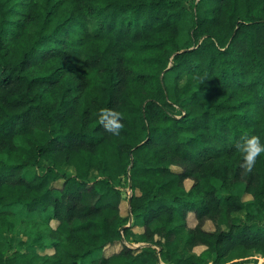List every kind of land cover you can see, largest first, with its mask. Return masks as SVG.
<instances>
[{
    "label": "trees",
    "instance_id": "trees-1",
    "mask_svg": "<svg viewBox=\"0 0 264 264\" xmlns=\"http://www.w3.org/2000/svg\"><path fill=\"white\" fill-rule=\"evenodd\" d=\"M101 108L121 113L119 135ZM254 134L264 0H0V233L22 214L53 249L0 242V264L264 256V153L249 170L237 148Z\"/></svg>",
    "mask_w": 264,
    "mask_h": 264
},
{
    "label": "rangeland",
    "instance_id": "rangeland-1",
    "mask_svg": "<svg viewBox=\"0 0 264 264\" xmlns=\"http://www.w3.org/2000/svg\"><path fill=\"white\" fill-rule=\"evenodd\" d=\"M45 161L42 162V165L40 167H32L31 169H27L25 174L28 179H31L36 173L44 169L45 166ZM63 169L68 172V173H74L75 168L69 165L63 166ZM175 169H178L175 167ZM98 175L96 170L91 171L90 179H94ZM192 184L191 180H187L186 182V187H190ZM123 189H122V194H123V200L121 202V209L123 214H127L128 212V204H129V194L131 191V187H128V183L126 180L123 182ZM249 197V196H247ZM241 216H244V213H240ZM23 216L22 214H18L16 217V223L15 227L11 232L8 233H0V242L3 244V249L9 250L11 249H18L20 252H39L40 254L42 253H51L53 251L52 248L50 247H41L40 241L35 239V231L31 230L30 227L25 225L23 223ZM132 222V221H131ZM188 222L190 226L195 225L196 223V218L193 212L189 214L188 217ZM56 222H54L55 224ZM130 224V223H129ZM157 224L155 223L154 226ZM206 228L208 229H214V225L211 221H208L205 225ZM135 230H140V228L135 227ZM120 243H115V244H110L107 245L103 251L104 255H109L121 248ZM204 247L198 246L194 250L196 252H200ZM250 260V261H255L264 264V256H260L259 254H256L254 256H250L247 258H236L233 259L232 261L228 262L229 264H233V261H238V262H243L244 260ZM227 264V263H226Z\"/></svg>",
    "mask_w": 264,
    "mask_h": 264
},
{
    "label": "clouds",
    "instance_id": "clouds-1",
    "mask_svg": "<svg viewBox=\"0 0 264 264\" xmlns=\"http://www.w3.org/2000/svg\"><path fill=\"white\" fill-rule=\"evenodd\" d=\"M98 119L103 124L104 128L114 135H119L120 130L124 127L121 113L113 109H99ZM237 148L243 154L242 166L251 170L255 164L256 158L264 153V137L255 134L246 136L237 144Z\"/></svg>",
    "mask_w": 264,
    "mask_h": 264
},
{
    "label": "water",
    "instance_id": "water-1",
    "mask_svg": "<svg viewBox=\"0 0 264 264\" xmlns=\"http://www.w3.org/2000/svg\"><path fill=\"white\" fill-rule=\"evenodd\" d=\"M130 187H131V183H130ZM131 198H129V201H130ZM236 264H260L258 262H255V261H243V262H238Z\"/></svg>",
    "mask_w": 264,
    "mask_h": 264
}]
</instances>
